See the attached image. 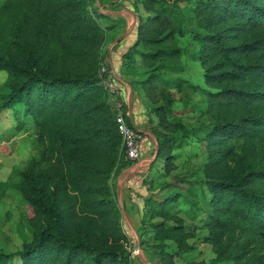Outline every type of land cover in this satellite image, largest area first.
Instances as JSON below:
<instances>
[{"label": "trees", "instance_id": "obj_1", "mask_svg": "<svg viewBox=\"0 0 264 264\" xmlns=\"http://www.w3.org/2000/svg\"><path fill=\"white\" fill-rule=\"evenodd\" d=\"M92 1L0 0V114L11 111L14 130L35 137L27 167L0 181V199L12 192L24 203L19 226L31 240L0 250V264H132L111 185L130 163L103 84L113 25ZM134 7L122 77L156 119L140 247L150 264H199L185 257L197 239L211 246V264H264V0ZM187 34L203 72L204 122L175 117V97L158 84L162 71L181 72ZM174 83L183 92L184 79ZM193 133L204 157L180 172L175 140Z\"/></svg>", "mask_w": 264, "mask_h": 264}, {"label": "rangeland", "instance_id": "obj_2", "mask_svg": "<svg viewBox=\"0 0 264 264\" xmlns=\"http://www.w3.org/2000/svg\"><path fill=\"white\" fill-rule=\"evenodd\" d=\"M135 1L136 0H94L92 1V8H94L96 13H99L97 9V4L101 7L102 14L110 12H115V10L120 11L125 7H132L133 15H131L130 24L133 21L136 22V11H135ZM175 2L184 11L189 7L194 5L195 0H168ZM97 3V4H95ZM109 12V13H110ZM142 13V12H141ZM101 14V13H100ZM101 14V15H102ZM143 14V13H142ZM104 18V19H103ZM99 17L98 19L104 25H113V29L119 26L118 20H113L106 17ZM192 25L188 26V33H191ZM112 29V30H113ZM108 36L104 43V49L107 50L111 42L115 39L114 35H111V31L107 32ZM180 45L185 48V52L182 55L180 64L182 66L181 72L177 73L174 71H162L160 73L161 78L158 80L160 87L166 90V92L171 93L175 97V102L172 106L173 115L175 117H181L183 119H191L204 122L205 118L201 116V110L203 109L204 95V78L202 68L196 60L192 58V43L190 35H186L181 39ZM142 67V66H140ZM140 68L137 70L139 71ZM137 76V75H136ZM5 77L4 72H0V89L2 88L3 80ZM143 77V75H138L137 78ZM181 77L184 79V89L183 92H178L175 88L174 81ZM115 86V85H114ZM198 86V89L191 88ZM116 87V86H115ZM117 89V88H116ZM118 90V89H117ZM119 92V90H118ZM120 93V92H119ZM137 94V93H136ZM141 102L143 103L142 97L137 95ZM122 97V96H121ZM145 105V104H143ZM145 107V106H144ZM149 119H152L153 123L156 121L154 115H149L148 109H146ZM16 119L12 116L11 111H6L0 114V181H4L11 169L18 167L25 169L27 167L28 161L35 153L33 147L34 135L30 128H26L20 132L14 130ZM207 122V121H206ZM153 124H150L149 128ZM148 130L150 131V129ZM198 136L202 135V132L197 133ZM155 139V138H154ZM194 133L189 137V141L186 139L175 140V143L181 145L180 149H177L180 153V158L177 161L179 166L178 170L183 172L184 168H188V171L193 170L197 167L203 160V151L199 144L194 141ZM156 141V140H155ZM156 149V147H155ZM155 173V170L152 171ZM180 207V206H179ZM25 211V205L20 199V197L15 193H8L4 199H0V250L3 252H14L21 248L23 241H30L31 236L24 227H20V215ZM9 212L13 222H9L6 218V213ZM182 216L184 214L181 213ZM123 231L128 236V247L131 254V259L135 260L132 264H150L147 260V253L140 247V242L135 233H132L130 228L123 223ZM140 240V238H139ZM193 243L194 250L185 255L187 259H195L199 264H211L210 262L214 258V253L210 245L202 243L197 239L190 240ZM143 253L142 261L136 259L137 255ZM146 257V258H145Z\"/></svg>", "mask_w": 264, "mask_h": 264}, {"label": "crops", "instance_id": "obj_3", "mask_svg": "<svg viewBox=\"0 0 264 264\" xmlns=\"http://www.w3.org/2000/svg\"><path fill=\"white\" fill-rule=\"evenodd\" d=\"M97 9L102 14L101 7L98 4ZM109 12L107 13L106 11L102 15L106 19L110 18L119 21V26L111 30V35H114L115 39L107 48L108 65L112 81L122 96L128 118L145 137L142 142L140 160L136 163H129L117 172L111 180V185L114 199L121 212V223H125L132 233L136 234L139 241L144 199L148 196V190L143 181L148 176L150 165L156 155V141L148 130L149 117L143 103L122 77V55L136 39V22L133 21V24L129 25L131 15H133L132 7H125L120 11ZM142 256L143 253L137 255L136 259L142 261ZM134 260L135 258H133Z\"/></svg>", "mask_w": 264, "mask_h": 264}, {"label": "built area", "instance_id": "obj_4", "mask_svg": "<svg viewBox=\"0 0 264 264\" xmlns=\"http://www.w3.org/2000/svg\"><path fill=\"white\" fill-rule=\"evenodd\" d=\"M102 72L106 71L105 67ZM103 80V84L108 93V101L116 110V124L122 141L125 158L130 163H136L141 158L142 142L144 140L143 133L128 118L127 109L121 94L113 84L110 71Z\"/></svg>", "mask_w": 264, "mask_h": 264}]
</instances>
